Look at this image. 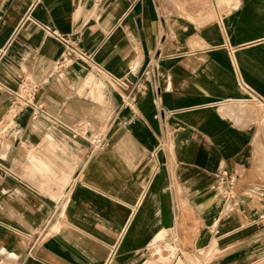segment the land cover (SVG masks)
<instances>
[{
	"label": "crops",
	"instance_id": "obj_1",
	"mask_svg": "<svg viewBox=\"0 0 264 264\" xmlns=\"http://www.w3.org/2000/svg\"><path fill=\"white\" fill-rule=\"evenodd\" d=\"M263 215L264 0H0V264H264Z\"/></svg>",
	"mask_w": 264,
	"mask_h": 264
},
{
	"label": "built area",
	"instance_id": "obj_2",
	"mask_svg": "<svg viewBox=\"0 0 264 264\" xmlns=\"http://www.w3.org/2000/svg\"><path fill=\"white\" fill-rule=\"evenodd\" d=\"M43 31L60 49V55L55 64L54 72H60L72 65L90 64L92 62V54L81 49L74 37L62 35L49 27H44ZM8 91L10 95V105L13 111L30 110L32 118H35L38 114L44 113L42 105L34 101L38 86L28 77H21L16 87ZM101 141V138H96L94 143L100 144ZM237 178L238 176L229 178L228 182L233 184ZM221 182H223V180H221ZM262 220H264V215L262 216Z\"/></svg>",
	"mask_w": 264,
	"mask_h": 264
}]
</instances>
